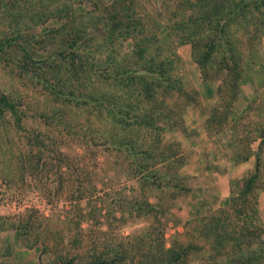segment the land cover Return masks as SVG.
<instances>
[{
    "label": "rangeland",
    "instance_id": "obj_1",
    "mask_svg": "<svg viewBox=\"0 0 264 264\" xmlns=\"http://www.w3.org/2000/svg\"><path fill=\"white\" fill-rule=\"evenodd\" d=\"M234 1L128 0L107 38L113 0H0V264H235L227 218L264 240V0Z\"/></svg>",
    "mask_w": 264,
    "mask_h": 264
},
{
    "label": "trees",
    "instance_id": "obj_2",
    "mask_svg": "<svg viewBox=\"0 0 264 264\" xmlns=\"http://www.w3.org/2000/svg\"><path fill=\"white\" fill-rule=\"evenodd\" d=\"M113 1H115V3L112 5V7H110V9L105 8V10L108 9L110 11L112 9L113 13H111L110 16L101 17V19L104 21L100 22L102 24L103 30H105V32H102V33H104V35H106L107 38H111V37H115L117 35H120V33L122 31L124 33H127V30H130L131 26H133V25H131L132 24L131 16L129 15V13H126L125 9H124V4H127L128 0H113ZM222 1L223 0H215V4L217 3L216 8L218 7V5L220 3H223ZM254 1L256 3L257 7L259 6L260 9L263 8L262 1H258V0H254ZM249 3H251L250 0H235L234 5L232 6L231 12L234 11V13H235L236 11H239V10L242 11L245 7H247L249 5ZM128 10H130V9H127V12H128ZM46 11L47 10H43V9L36 10V12H38L39 14L41 13V16H43ZM120 13H121V17L118 20V16L120 15ZM134 23H135L134 25H136L135 21H134ZM117 25L120 27L122 26L123 30L119 32ZM127 27H129V28H127ZM223 28H224V26H219V27H216L215 29L217 30V33H222ZM79 31L80 30H78V32ZM219 39L222 40L221 44L219 42ZM217 41L218 42H216V44L213 45L214 49L221 46V47H223L222 49H224L225 53H229V51L227 49V45L225 43V37H222L221 35H219V38L217 39ZM136 46L138 49L141 48V44L139 45V42L136 43ZM224 46H226V48ZM133 54L135 55V50L133 51ZM208 55H209V53H208ZM122 65L124 66V71H127L132 65L130 58L125 60V62ZM146 71L148 73H151V69L146 70ZM154 81L158 84L161 82V80L159 78H157ZM2 97L0 96V108L6 104L5 98H2ZM145 118H146V120L149 119V117H147V115ZM140 120L142 122L144 121L141 118H140ZM34 140H37V139H34ZM35 143H40V141H36ZM41 143L43 146L45 145V144H43V141H41ZM128 149H130V148H128ZM130 151H132V148L130 149ZM59 153H61V152L59 151ZM38 154H40V156L42 155V151L39 149H38ZM139 163H140V161H139ZM135 169L139 170L142 173H145V171H149V168L148 169L144 168V164L135 165L134 171H135ZM255 178H256V175H253L247 180L244 192L250 191L252 189L253 181L255 180ZM227 219H228L227 220L228 222L226 224L224 223L223 226L219 224L218 227L215 229V231L218 230L220 236H221L220 230H222V232L224 231V234L222 236L226 237L224 240L222 239V240L217 241V245L223 246L226 243H229L233 249L234 248L236 249V256L234 258L235 264H264V240L262 238H260L261 234L259 233L258 229L255 226H251V222L247 223V222L243 221L242 223H239V226H238L237 225L238 223H236V222L232 223L231 220H229V218H227ZM229 225H230V227H229ZM211 231L214 232L212 229H211ZM207 232L208 231H205L206 235H207ZM172 261H174V260H172ZM104 263H106V261L103 258L99 257L97 260L93 261L92 264H104ZM177 263L178 262H176V261L173 262V264H177Z\"/></svg>",
    "mask_w": 264,
    "mask_h": 264
}]
</instances>
